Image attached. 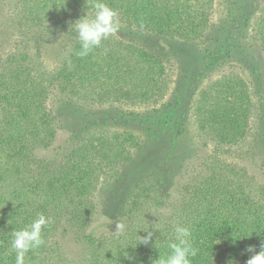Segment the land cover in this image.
<instances>
[{
  "label": "trees",
  "instance_id": "obj_1",
  "mask_svg": "<svg viewBox=\"0 0 264 264\" xmlns=\"http://www.w3.org/2000/svg\"><path fill=\"white\" fill-rule=\"evenodd\" d=\"M11 1L18 29L33 40L58 34L63 56L47 71L14 53L13 74L0 77V264H16L13 233L40 215L44 244L25 264H156L177 227L198 249L191 264H247L264 250V159L257 167L231 154L264 140V0ZM97 2L117 13L118 30L80 57L74 25ZM175 39L209 60L173 113L179 139L195 125L209 155L182 156L178 182L154 172L124 192L135 134L151 138L150 120L182 97Z\"/></svg>",
  "mask_w": 264,
  "mask_h": 264
},
{
  "label": "rangeland",
  "instance_id": "obj_2",
  "mask_svg": "<svg viewBox=\"0 0 264 264\" xmlns=\"http://www.w3.org/2000/svg\"><path fill=\"white\" fill-rule=\"evenodd\" d=\"M18 17L16 16L15 8L11 0H0V77L9 78L14 68L10 66V56L15 54H27L37 69L54 71L62 59L63 44H61L59 35L49 36L41 32L35 35V40L32 37H26L24 32L18 29ZM241 28L235 26L231 29V40L237 42L235 37H238V32ZM44 36V37H43ZM30 38L31 41H28ZM240 40V39H239ZM34 41V42H33ZM39 41L40 47L36 42ZM173 47V80L178 82L182 92V97L179 100L178 107L173 112L165 114L159 118L153 117L149 127L152 129L151 138L145 133H136L135 135L140 140V150L134 149L132 163L127 169L126 181L122 186V190L127 192L140 179L154 172H166L169 177H174L178 182L180 170L179 162L182 156H188L192 153L195 158H206L209 155V150L205 148L202 141L199 139V134L196 131L195 125L190 124L189 135L186 140H180L175 125L177 124L173 113L183 107L187 99V95L191 92L195 81L200 72L209 64V60L204 57L199 47L194 43L185 42L175 39L171 41ZM60 43V44H59ZM1 81V80H0ZM1 83V82H0ZM9 90V89H8ZM8 94V92H7ZM2 105L0 104V119L2 118ZM176 111V112H175ZM82 120L77 123L80 126ZM66 136L63 137V139ZM63 139H59L52 150H56L60 145L64 144ZM254 149H232L231 154L239 156L238 161H251L259 167L262 166L264 159V140L260 139L254 145ZM229 150H225L226 153ZM245 152L251 155L244 156ZM51 154V152H49ZM229 155V154H228ZM264 174V167L261 168ZM260 181V173H257ZM264 179V176L262 177ZM70 253L73 257L80 258L81 250L77 246H70ZM74 258V259H76Z\"/></svg>",
  "mask_w": 264,
  "mask_h": 264
},
{
  "label": "clouds",
  "instance_id": "obj_3",
  "mask_svg": "<svg viewBox=\"0 0 264 264\" xmlns=\"http://www.w3.org/2000/svg\"><path fill=\"white\" fill-rule=\"evenodd\" d=\"M94 9L91 18L86 16L77 20L74 25L81 42L82 50L77 53L80 57L88 56L93 49L101 46L103 40L118 30L117 13L112 8L104 2H97ZM48 222L44 215H40L28 228L13 233L12 248L16 252V264H25V254L44 244L41 232ZM117 227L120 229L122 226L117 225ZM190 237L191 232L187 227L175 228V238L178 243L170 244L171 254L157 261L156 264H191L190 257H195L198 249L192 246ZM150 239L151 233L147 238H142L141 243L147 244ZM248 251L253 249L249 248ZM247 264H264V250L250 258Z\"/></svg>",
  "mask_w": 264,
  "mask_h": 264
}]
</instances>
